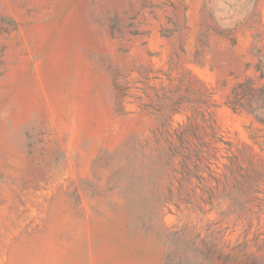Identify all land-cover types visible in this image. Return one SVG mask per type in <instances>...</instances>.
Returning a JSON list of instances; mask_svg holds the SVG:
<instances>
[{
    "label": "rangeland",
    "instance_id": "374dc122",
    "mask_svg": "<svg viewBox=\"0 0 264 264\" xmlns=\"http://www.w3.org/2000/svg\"><path fill=\"white\" fill-rule=\"evenodd\" d=\"M0 264H264V0H0Z\"/></svg>",
    "mask_w": 264,
    "mask_h": 264
}]
</instances>
